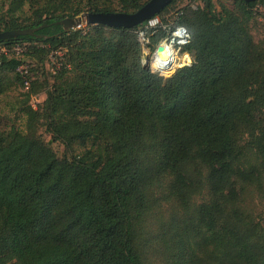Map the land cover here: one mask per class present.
<instances>
[{"label":"trees","instance_id":"1","mask_svg":"<svg viewBox=\"0 0 264 264\" xmlns=\"http://www.w3.org/2000/svg\"><path fill=\"white\" fill-rule=\"evenodd\" d=\"M146 1L0 7V31L45 24L42 37L0 41V100L15 97L0 113V264H149L156 239L165 264H264V233L246 202L264 182V40L252 35V7L264 0L220 11L199 0L167 14L182 1L171 0L152 27L64 32L55 24L82 12H133ZM177 26L189 34L181 50L192 62L162 77L143 65L138 32L153 52ZM53 52H61L55 73L46 67ZM22 57L33 61L25 75ZM37 122L49 140L36 134ZM168 177L183 215L166 226L159 209ZM203 187L207 199L197 204Z\"/></svg>","mask_w":264,"mask_h":264},{"label":"rangeland","instance_id":"2","mask_svg":"<svg viewBox=\"0 0 264 264\" xmlns=\"http://www.w3.org/2000/svg\"><path fill=\"white\" fill-rule=\"evenodd\" d=\"M6 3L7 0H0V7L3 5L6 7ZM199 4V0H182V1H177L173 7L172 10H169L167 14L172 13L174 10H176L177 8H180L182 6H184L185 4ZM214 4H215V9L216 11H220V6L224 5L225 7L232 9L234 7V0H214ZM252 12L254 13V17H255V21L252 23L253 26V30H252V35L254 37L255 40H260L263 39L264 40V2H257L253 7H252ZM167 16V15H165ZM156 25V24H155ZM154 25V26H155ZM85 28V27H82ZM141 30H139L140 32ZM138 32V34H139ZM167 44L170 46V48L172 49L173 52V56L175 58V67L173 69L172 72H167V74H169L168 76L160 74V72L156 69L153 68L152 63H153V58H154V51L150 52L149 50H147V52L149 53V58L147 61V67L150 68V70L152 72H156L159 75H161L162 77H169L171 76L175 70L183 65L186 64H190L192 62V56L184 51L181 50V47H178L177 44H170L169 41H167ZM19 48V54L18 56L21 57V51L24 50L23 47H18ZM146 49H148L145 46ZM1 51V48H0ZM14 53V52H13ZM141 55V54H140ZM23 60H25L24 62V66H27L29 63H33L32 60L28 59V58H23ZM141 61L142 57H141ZM49 66V62L46 64V67ZM9 90V96L12 95V97L17 96V98H21L20 95L18 94L22 92V90H17L16 92L14 91V89H8ZM13 92V93H12ZM45 98L44 94L38 95V96H33L29 103L33 106L36 107L37 104L39 102H41L43 99ZM6 100L9 101H14V98H7V99H1L0 100V110L3 112H0L1 114L4 112H7L8 110V106L5 105ZM9 117L12 116L11 113L8 114ZM17 123H23L22 121H17ZM36 134H40L45 140H49L50 136L44 131V126L42 123L37 122L33 125V127ZM53 150L56 152L57 155H62L63 153V146L61 144H59L58 142H53L51 144ZM205 172V170H202V173ZM172 177H168L165 181L164 184H166L167 182V188H163V201L161 203V209H159V211H161V213L163 214L164 218L166 219V226H168V216H173L177 217L179 220L182 218L183 215V209L180 203V198L178 197V195H172L170 194L169 190H168V186L170 185L171 182H169L171 180ZM207 199V190L206 188L203 187V190L201 192L200 195L197 196V204H199L202 201H205ZM248 204H249V209L251 210L250 214L252 216L253 221L258 224L261 228H262V232L264 233V182L263 185H259L257 189H255L253 191V194L250 198L247 199ZM171 214V215H170ZM154 245V249L153 246ZM151 246H149L148 250V262L149 264H165L164 261V257L162 255L163 252V247L161 248L160 243L157 241V239L155 240V243H152Z\"/></svg>","mask_w":264,"mask_h":264},{"label":"water","instance_id":"3","mask_svg":"<svg viewBox=\"0 0 264 264\" xmlns=\"http://www.w3.org/2000/svg\"><path fill=\"white\" fill-rule=\"evenodd\" d=\"M171 0H147L138 9L133 12H82L75 16L65 17L55 22L60 25L61 30L64 32L80 29L90 25L102 24L109 27H124L130 28L135 25L141 24L146 20L152 18ZM254 1V0H246ZM45 27V24L35 28H23L0 31V41L8 40L21 35H34L42 37L41 34H36V31ZM154 56L157 57L162 65L167 66L171 61V55L166 50L165 41L160 43L154 50ZM143 65L147 64L149 53L144 54L141 52ZM164 67V66H161Z\"/></svg>","mask_w":264,"mask_h":264},{"label":"built area","instance_id":"4","mask_svg":"<svg viewBox=\"0 0 264 264\" xmlns=\"http://www.w3.org/2000/svg\"><path fill=\"white\" fill-rule=\"evenodd\" d=\"M156 23H157V19H150V20H148V22L145 25V27H152ZM138 40H139V42L141 44V52H143L144 54H147L149 51L147 52L148 49H146L145 46H146L148 40H147V38H146V36H145V34H144V32L142 30L138 34ZM163 41H165V45H167V46H169L167 44V41H169L170 44H173V45L177 44L178 47H181L182 45H184V44L189 42V34H188L187 30L184 27L177 26L174 29L170 30V33H169L168 37L165 38L164 40H162L161 43ZM11 51H13L16 55H18L19 54L18 46H14L11 49ZM171 51H172V49H171ZM0 52L6 53L7 50H6V48L2 47ZM55 53L58 54V55H61V52H53V53L50 54V56H49V66L48 67H49V70L52 73H55V71L59 68V65H60V63H56L54 61L53 55ZM153 59H155V56H154ZM18 71L22 75L27 74V68L24 65L19 66L18 67ZM24 85H25V87H27V85H28V81L27 80H25Z\"/></svg>","mask_w":264,"mask_h":264},{"label":"bare ground","instance_id":"5","mask_svg":"<svg viewBox=\"0 0 264 264\" xmlns=\"http://www.w3.org/2000/svg\"><path fill=\"white\" fill-rule=\"evenodd\" d=\"M166 46V50H168L169 54L171 55V61L170 63L165 66V65H162L161 62H159L158 58L156 57L155 59H153V63H152V66L154 69L158 70L159 72H169V71H172L175 67V58L173 56V52L171 51L170 47L165 45ZM161 66H164V67H161Z\"/></svg>","mask_w":264,"mask_h":264}]
</instances>
